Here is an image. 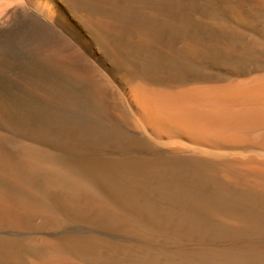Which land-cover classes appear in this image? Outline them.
Returning <instances> with one entry per match:
<instances>
[{"label":"bare ground","instance_id":"obj_1","mask_svg":"<svg viewBox=\"0 0 264 264\" xmlns=\"http://www.w3.org/2000/svg\"><path fill=\"white\" fill-rule=\"evenodd\" d=\"M0 264H264V0H0Z\"/></svg>","mask_w":264,"mask_h":264}]
</instances>
